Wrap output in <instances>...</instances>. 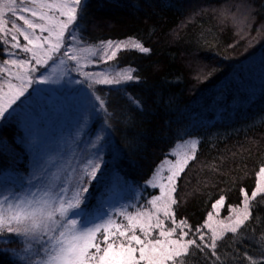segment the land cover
<instances>
[{
	"label": "trees",
	"instance_id": "16d2710c",
	"mask_svg": "<svg viewBox=\"0 0 264 264\" xmlns=\"http://www.w3.org/2000/svg\"><path fill=\"white\" fill-rule=\"evenodd\" d=\"M85 4L81 29L87 41L134 37L151 51L147 54L124 51L118 56L120 67H131L134 75L140 77L139 81L121 88L137 97L142 106L139 109L130 106L123 93L115 88L105 90L108 109L113 115L110 117L112 127L106 130L111 141L104 139L101 143L107 167L104 184L108 188V173L109 177L118 174L120 181L115 191H105L102 197L90 191L86 204L82 205L84 212L89 216L112 213L118 208L108 210L110 198L115 199L120 190L124 192L128 211H135L132 203L143 206L152 195H158L155 194L158 189L145 187V181L156 166L170 156L178 142L196 139V158L189 162L177 181L183 203L178 207L176 219L181 215L179 220H186L193 229L201 226L208 212L213 211L211 205L221 195L225 197V208L221 209L219 217L213 215L225 218L229 205L240 204L241 188L251 193L255 174L264 165V105L257 108L248 101L232 100V93L225 107L217 101L216 108L209 109V105L202 106L197 100L199 93L208 92L259 53L264 55V0H85ZM16 51L19 58H25ZM7 58L0 45V60ZM261 65L263 67L264 63ZM66 67L74 65L68 62ZM260 68L256 63L253 70ZM100 70L99 65L89 71ZM50 73V68H41L35 75ZM58 79L57 85H32L14 105L23 111L17 109L0 120V143L9 146L4 148L5 152L0 151V189L8 187L20 191L28 187L27 179L34 171L33 167L28 171L23 165L30 150L28 141L36 135L21 127L28 124L31 128L33 119L28 111L36 116L51 113L52 120L62 113L65 133L56 126V140L67 136L60 145L50 148L61 150L65 157L69 155V141L79 125L74 126L72 120L69 126L67 116L73 109L75 112L86 110L88 101L85 97L83 102H74V97L65 96L74 81L82 79L78 73L69 72ZM77 85L85 89L87 83ZM52 88H57L64 96L59 105L50 97ZM99 88L102 87H96ZM221 92L218 90L216 94L220 96ZM44 93L45 99L38 95ZM92 119L99 122L96 115ZM101 127L99 124L94 131ZM89 130H92L90 126ZM85 141L82 136L80 145ZM136 192L138 200L133 196ZM203 231L210 235L207 229ZM218 244L221 257L218 264L239 263L244 260L243 252L259 259L264 252V203L254 204L253 219L239 237L233 239L229 233ZM0 247L19 250L20 245L0 244ZM214 262L215 258L205 250L195 251L188 264ZM0 264L19 262L10 255L0 254Z\"/></svg>",
	"mask_w": 264,
	"mask_h": 264
},
{
	"label": "snow or ice",
	"instance_id": "6c2138e0",
	"mask_svg": "<svg viewBox=\"0 0 264 264\" xmlns=\"http://www.w3.org/2000/svg\"><path fill=\"white\" fill-rule=\"evenodd\" d=\"M85 7V0H0V45L9 57L0 60V120L32 85L58 83L53 77L62 69L60 78L76 72L82 79L75 83L87 81L89 112L102 124L93 134L86 117L69 141L66 158L39 160L22 191L0 189V244L20 245L19 250L0 247V254L10 255L19 264H188L195 251L208 250L218 264V242L229 233L233 239L239 237L253 219L254 204L264 203V166L256 172L250 194L240 189V204L229 205L227 217L213 215L219 217L225 205L221 195L204 223L193 229L186 220L176 219L174 206L178 203L177 181L196 158V139L178 142L168 154L175 159L166 156L156 166L145 187L158 189L159 194L143 206L128 211L125 205L95 216L84 212L82 205L104 163L101 143L112 127L109 101L95 86L115 88L130 106L141 108V101L120 87L140 77L131 67H120L118 56L124 51H151L134 37L99 44L84 41ZM16 50L25 58H19ZM68 62L74 67L67 68ZM94 64L105 67L85 71ZM41 68H50L51 74L36 76ZM82 136L86 141L80 145ZM242 257L247 264H264V252L259 259L248 252Z\"/></svg>",
	"mask_w": 264,
	"mask_h": 264
},
{
	"label": "rangeland",
	"instance_id": "374dc122",
	"mask_svg": "<svg viewBox=\"0 0 264 264\" xmlns=\"http://www.w3.org/2000/svg\"><path fill=\"white\" fill-rule=\"evenodd\" d=\"M263 27H264V24H263ZM83 39H84V41H87L84 35H83ZM87 42L89 44H99V42H92V41H87ZM258 61H259V63H264V55L262 52L259 53L258 55H256V57L254 59H252L250 62L245 63L244 64L245 67H240L237 71H235L231 75L227 76L220 83L216 84L208 92L203 93V94L199 93L200 98L197 100V103L202 105V106L203 105H209L208 106L209 109H214V108H216V105H214V104L217 103V101H218L223 107H225L229 104L228 101L231 100L229 98V94L232 93L233 94L232 100H236V101H240V102L241 101H248V103L250 105L252 104L253 107H257V108H260L261 105L263 106L264 105V66L258 70H253L255 64ZM99 65L102 67V69L105 67V65H103V64H99ZM99 65L88 66L85 68V71H89L93 67L97 68ZM121 67H123V66H121ZM61 71H62L61 69H59V71L57 70V72L53 78L58 79ZM239 81H244L243 85L239 84ZM86 83H87V81H86ZM56 85H57V83H56ZM98 86L102 87V88H99V90L102 91L103 93H105L107 96V93L105 90L109 87L103 86V85H96L95 88ZM104 87H106V88H104ZM218 90L222 91L220 93V96H218L216 94V91H218ZM49 91L51 93L50 97L52 96L56 100V105L61 104V102L64 100V96L57 90V88L56 89H54V88L49 89ZM88 92H89V89L87 88V86L84 89L80 85H77V83H74L73 85H71L69 87V89L67 91V95H65V96H67V99L74 97V102H76L78 100L83 102L85 97H86V101H88V99H89ZM38 95L42 96L44 99L46 97V93L38 94ZM18 102H20V101H17V103ZM17 109H20V106L14 107L13 110L11 109L8 114L16 111ZM85 109L86 110L77 109L76 112L73 109L71 111L70 115L68 112L65 111V114L69 115V116H67L68 120L70 121V123L68 125L71 126L72 120H74V124H75L74 126L79 125L87 117L88 124L92 128L91 132H93V134H94L96 132V131H94V129H96L95 127H97L99 124H101V120H100V118H98L99 122H97V121L92 119V117L95 116V114L89 112V105L88 104L85 106ZM20 110H21V112L23 111V109H20ZM8 114H6V117ZM28 115L33 119V122L31 124V128L28 127V124L22 125L21 127L26 129L27 131H31L30 134H36L35 136H32L30 139L32 141V143L29 144L30 150L28 151L25 163H23V165H25L27 167L28 171L32 167H33V169H35V167L37 166V164L40 160L39 159L40 157H41V160L47 159L49 157H54V158L55 157H64V158H66L63 155L61 150L57 149L58 151H56V149L50 148L52 146H56V126L60 127V125H59L60 120H57V119L52 120L51 116H50L51 113L36 116L32 112L28 111ZM64 125L62 127H60L61 133H65ZM105 140L111 141V138L108 134H106ZM6 147L9 148L8 144L2 143V142L0 143V151L5 152V149H8ZM6 155L9 156L10 153L9 154L6 153ZM10 157L12 159L14 158L13 156H10ZM168 159L174 160L175 158L173 159V156L170 155L168 157ZM17 162H19V160H17ZM103 167H105L104 164H102V168ZM49 170L51 171L52 169H49ZM11 171H13V170H11ZM18 173H21V172L19 171ZM22 173H24L23 169H22ZM91 188L92 187H90V191H91ZM22 190H20V191H22ZM155 194H159V190ZM180 194H181V190L177 189V192L175 195H176L178 203H177V205L174 206L175 215L178 211V207L180 206L181 203H183V201L181 200ZM125 205H127V202L124 199V195L119 194L114 202L113 201L109 202L108 210H111L113 208H120V207L125 206ZM136 206L137 205L135 203H132L133 208H135ZM223 208H225V207H223ZM129 209L130 208H128V210ZM208 210H210V208ZM228 215H229V212H228V214L225 215V217H227ZM180 217H181V215L177 216L178 221H179ZM125 223H126V221H125ZM235 264H247V262L245 260H242L241 262L235 263Z\"/></svg>",
	"mask_w": 264,
	"mask_h": 264
},
{
	"label": "bare ground",
	"instance_id": "6f19581e",
	"mask_svg": "<svg viewBox=\"0 0 264 264\" xmlns=\"http://www.w3.org/2000/svg\"><path fill=\"white\" fill-rule=\"evenodd\" d=\"M257 65L260 66V67H262V65H261V63H259V61L257 62ZM57 120H60V122H59L60 127H62L65 124V117L62 115V113H58ZM66 136L61 137L60 139L56 140V145H60L62 143V141L66 138ZM103 161H104L103 164L105 165L106 164V161L105 160H103ZM106 171H107V167L105 166V167L102 168L101 172L98 173V176H99L98 179L95 180L92 183V185H91V187H92L91 192L93 191V195L94 196L102 197V195L105 193V191H107V192L108 191H110V192L111 191H115L114 190L115 186H117L119 184L120 176L115 173L113 176H110L109 177V173H108L107 174V178H108V181H109L108 182L109 183V186L107 188V184H104V181H105V172ZM99 187H101V188H100V190L97 191V188H99ZM24 188H27V187H24ZM117 192H118V194L124 195L123 190H120V191H117ZM117 196L115 197V199L110 198V200H112L114 202L116 200ZM133 196L137 200L140 199V197L138 196V192H136L135 194H133Z\"/></svg>",
	"mask_w": 264,
	"mask_h": 264
}]
</instances>
